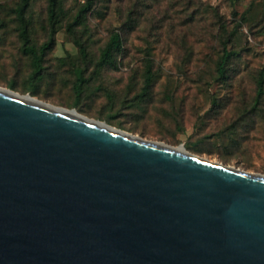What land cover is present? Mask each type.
<instances>
[{
	"label": "water",
	"instance_id": "1",
	"mask_svg": "<svg viewBox=\"0 0 264 264\" xmlns=\"http://www.w3.org/2000/svg\"><path fill=\"white\" fill-rule=\"evenodd\" d=\"M0 264H264V177L0 88Z\"/></svg>",
	"mask_w": 264,
	"mask_h": 264
},
{
	"label": "rangeland",
	"instance_id": "2",
	"mask_svg": "<svg viewBox=\"0 0 264 264\" xmlns=\"http://www.w3.org/2000/svg\"><path fill=\"white\" fill-rule=\"evenodd\" d=\"M84 1L62 0L64 16L39 83L28 78L30 59L20 52L9 15L18 0H0V88L264 177V97L252 109L256 76L264 68V0H99L71 33L66 25ZM46 6L47 0H33L28 11L37 45L46 40ZM222 26L226 36L234 33L229 50L238 56L229 62L227 79L215 82ZM113 30L123 41L117 69L96 71ZM147 59L154 80L141 98ZM74 67L84 71L80 98L72 92Z\"/></svg>",
	"mask_w": 264,
	"mask_h": 264
},
{
	"label": "trees",
	"instance_id": "3",
	"mask_svg": "<svg viewBox=\"0 0 264 264\" xmlns=\"http://www.w3.org/2000/svg\"><path fill=\"white\" fill-rule=\"evenodd\" d=\"M33 0H18V2L9 9V15L12 17L15 24V31L18 41L20 42V52L23 56L30 59L31 72L28 76L29 79L38 82L42 81L43 63L46 52L55 44V35L60 28V22L64 16L62 9V0H47L46 6V40L41 44H35L32 40L31 21L28 17V11L30 9ZM99 0H85L84 4L78 8L77 13L74 16L73 22L66 25L67 31L73 32L75 26H82L84 24L85 15L93 9L94 3ZM238 1V0H232ZM132 18H128L127 21L131 22ZM223 35L219 39L220 46V58L215 65V76L213 80L215 82L225 81L228 74V65L233 57L238 56L237 52L230 51L229 45L231 44V37L233 34L226 36L225 27L222 26ZM80 55L86 59V50L79 41L74 40ZM123 53V41L121 34L118 30H113L109 33V36L104 45L99 50V55L95 63L96 71L103 68L117 69L116 59L117 56ZM74 82L72 85L73 96L80 98L82 92V86L85 82L83 77L84 71L82 68L74 67ZM154 80V74L152 72L151 60L147 59L143 73V87L139 96L145 97L148 93L150 86ZM13 88V86H10ZM264 97V68L259 70L256 76V89L255 97L253 100V110H256L260 105L262 98Z\"/></svg>",
	"mask_w": 264,
	"mask_h": 264
},
{
	"label": "bare ground",
	"instance_id": "4",
	"mask_svg": "<svg viewBox=\"0 0 264 264\" xmlns=\"http://www.w3.org/2000/svg\"><path fill=\"white\" fill-rule=\"evenodd\" d=\"M29 97V96H28ZM27 98V97H26ZM66 111V110H65ZM70 111V110H69ZM72 112V111H71ZM72 113H74V112H72ZM176 151H179V152H181V153H183V152H186L182 147H179V148H176L175 149Z\"/></svg>",
	"mask_w": 264,
	"mask_h": 264
}]
</instances>
